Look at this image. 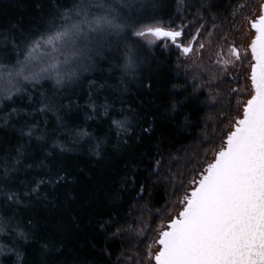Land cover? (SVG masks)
Returning <instances> with one entry per match:
<instances>
[{
  "label": "snow or ice",
  "instance_id": "snow-or-ice-1",
  "mask_svg": "<svg viewBox=\"0 0 264 264\" xmlns=\"http://www.w3.org/2000/svg\"><path fill=\"white\" fill-rule=\"evenodd\" d=\"M164 7L162 0H119V4L73 0L71 7L54 5L53 18L42 30L25 34L18 25H8L7 31L0 32L4 45L0 51L11 48L15 53L14 62L8 58V63H0V104L8 102L0 107V131L17 140L15 144L11 138L0 141V255H15L26 264V255L18 251L24 244L32 264H99L88 251L97 257L110 255V240L130 232L131 226H121L115 206L81 221L77 208L92 207L100 190H78L80 180L62 166L60 157L67 149L61 140L72 137L94 141L97 158H102L100 149L109 142H114L119 155L133 153L113 182L115 187L109 189L107 199L112 205L133 192L138 199L151 196L150 181L154 185L166 181V187L173 190L175 199L164 208L166 221L156 229L155 249L150 245L143 258L139 248L131 254L122 252L118 264H264V0L240 21L248 29L243 51L232 42L228 58L216 53L214 63L225 75L238 63H246L244 87L230 89L234 113L222 114L217 123L209 124L205 119L203 129L213 131L206 138L201 136L206 139L204 163L186 169V174L169 163L161 175L165 157L172 161L178 158L162 150V134L156 137V132L162 118L175 120L180 115L187 130L191 116L197 113L184 110L198 109L199 97L195 90L184 88L181 92L176 85L172 90L158 87L151 75L143 74L144 53L174 48L190 57L197 51L194 42L205 24L185 42V29L191 22L176 25L177 19L183 20L182 14L165 21L161 15ZM246 7L241 4L234 11V28ZM221 39L227 42L228 36ZM204 48L200 43L199 51ZM116 51L119 55L113 56ZM113 60L111 78L117 71L120 74L116 84L83 78L101 61ZM231 79L241 83L236 77ZM45 81L51 82L50 91L38 89ZM130 81L139 83L143 110L130 107L135 114L130 118L123 107L117 111L115 100L107 96L99 103L103 91H127ZM84 83L86 97L75 88L69 90L70 85ZM218 96L217 92L210 101L200 103L214 107ZM81 99L90 109V114H85L87 120L103 114L95 127L73 128L64 122V115L80 110ZM49 114L57 121L51 128ZM154 137V145L134 151L137 144ZM216 141L218 146L208 149ZM145 157L149 162L141 169L137 161ZM37 204L47 212L42 223L30 215L17 219L22 209L30 210ZM74 230L87 233L78 245L69 240Z\"/></svg>",
  "mask_w": 264,
  "mask_h": 264
},
{
  "label": "trees",
  "instance_id": "trees-1",
  "mask_svg": "<svg viewBox=\"0 0 264 264\" xmlns=\"http://www.w3.org/2000/svg\"><path fill=\"white\" fill-rule=\"evenodd\" d=\"M185 5L181 10H177V0H162L165 7L161 11L165 21L170 18H174L181 15L186 20H191L189 26L185 29L188 33L187 37L192 35L191 30L200 26V24L210 23L211 16L225 17L228 16L232 8L237 6L242 0H182ZM73 0H0V32L7 31L8 25H18L25 34L42 30L47 27L49 22L53 18L55 12L54 5L63 7H71ZM199 17H203L200 20ZM179 20V19H178ZM186 37V38H187ZM20 43L21 49L23 48V41L20 37H17ZM4 45L0 42V49H3ZM113 56H117L114 52ZM145 76L151 75L155 80L158 87H162L165 90H172V86L176 85L177 88L183 92L184 88H187L188 92H193L194 88L190 85L189 81L184 76L183 72L177 65V52L174 49L170 51H162L161 49H155L154 51H148L144 53ZM14 62L15 53L11 48L7 52L0 51V63H8L9 59ZM115 61H101L99 67L91 72L84 73L83 78L97 79L98 81L107 80L109 84H116L119 80V72L115 74V78H111L113 75L112 63ZM40 91H50L52 84L50 81L43 82L42 86H37ZM226 88V83L224 86ZM75 88L77 92H80L86 97L87 83L81 86H69V90ZM138 81H130L128 90L121 92L118 89H109L103 91L100 96L99 103L103 104L104 97L115 100V108L118 111L121 107L124 109V113L130 118L135 114L129 111L130 107H135L138 110H143V95L138 91ZM31 90V89H30ZM187 95V92L183 93ZM199 97L198 109H185L184 112L195 111L197 114L191 116L192 124L184 130L182 125L184 116L180 115L175 120L163 119L159 124L156 132V137L162 138L160 140L161 148L165 152H169L172 156L177 157L176 161L170 160L169 157H165L164 167L161 169V175H163L164 169H166L169 163L175 164V170L185 172L186 169H195L201 166V161L204 160L203 154L205 151L206 139H201V134H205V138L212 134L213 129L209 128L207 131L203 129V123L208 118L209 124L217 123L220 120L221 115L225 109L223 107H207L206 96L204 93H196ZM177 99L182 97L178 96ZM121 100L123 104H121ZM8 102H3L7 104ZM84 99L80 100V110L75 114L64 115V122L70 127H78L80 125L95 127L101 122V117H97L96 120H87L85 114H90V109L84 107ZM0 104V107L3 106ZM202 109V110H201ZM38 119H42L38 117ZM49 121V128L57 123L55 117L49 114L47 117ZM133 127H135V120H133ZM219 130V129H218ZM11 138L12 144L17 142L15 136L5 135V131H0V141H7ZM64 144L66 151H64L60 157L62 166L70 171L73 176H76L80 180V185L77 186L78 190L84 191L92 188H99L100 195L98 200L90 208H77V211L81 215V221H86L88 216H98L101 213H107L115 206L119 212L120 224L123 228H129L130 232L122 233L119 237L112 238L108 244V250L110 255H102L97 257L94 252L88 251V255L99 261V264H118V258L122 252H128L129 254L136 252L139 248L141 241L137 237V227L151 218V223L155 224L159 216L157 209L162 210L169 200H173V190L171 187H166V181L161 180L158 184L149 183V192L151 196L145 194L143 199H138L136 193L131 195H125L116 205H112L107 199L109 189L115 187L114 181L117 180L121 171L123 170V164L126 160L131 158L133 153H125L123 155L118 154V149L114 146V142L104 144L100 151L102 158H97L93 154L94 141L90 140H76L72 137H64L61 140ZM156 143L155 137L152 141H145L144 143L137 144L134 151L139 152L144 150L146 146L154 145ZM208 149L210 145L207 146ZM155 151V147L151 148ZM57 151H59L57 149ZM149 161L147 158H143L137 161V164L141 169ZM143 179V177H141ZM151 180H156L153 176ZM135 198V199H134ZM73 207H77L73 205ZM32 216L37 222H43L46 210L39 204L32 207L30 210L22 209L17 219ZM87 233L73 231L69 240L75 244H79ZM18 251L26 255V264H32V255L28 252V245L21 244ZM24 264L23 261H17L15 255H11V258L7 254L0 255V264Z\"/></svg>",
  "mask_w": 264,
  "mask_h": 264
},
{
  "label": "rangeland",
  "instance_id": "rangeland-1",
  "mask_svg": "<svg viewBox=\"0 0 264 264\" xmlns=\"http://www.w3.org/2000/svg\"><path fill=\"white\" fill-rule=\"evenodd\" d=\"M101 2L105 4H119V0H101ZM177 3L180 5L179 10L184 8V1L177 0ZM260 3L261 0H242L238 5L246 4L247 7L242 13H240V18L235 21V28L233 27V13L235 10H237L238 5L231 9L228 16H213L214 19L211 18L210 23H204L205 29L202 30L200 37L194 42V46L196 47L197 51L194 52L190 57L181 55L178 50L173 48L177 52L178 67L181 69L190 85L193 86L196 93H204L207 99L206 102L210 101L211 97L217 92L219 93V96L217 97V103L214 107H223L225 109L223 114L235 112V108L233 107L235 100H232L231 102L229 100L230 89L234 87H240L242 89L244 87L243 81L247 73V66L246 63H238L235 69H230L228 74L225 75L223 69L214 63V61L217 59L216 53L219 52L221 56L228 58V48L232 42H234L235 45L238 46L241 51H243L244 46L248 41L246 35L248 29L247 26L242 25L240 21L244 15H249L254 10H256ZM185 18L183 17V20L177 19L176 25H179L182 22L186 24L191 22V20H186ZM213 25H216L215 29L212 28ZM197 28H199V26ZM197 28L191 30L192 35L195 34ZM237 28H239V31L236 30ZM209 33H211V35H209ZM186 34L188 35V33ZM223 35L228 36L227 42L221 39V36ZM191 36L185 38V42H187V39H190ZM200 43L205 45V48L202 52L199 51ZM116 53L118 56L119 51H116ZM217 77H220L221 80L218 81ZM231 77H236V79L241 81V83L237 84L233 82ZM223 80L228 81V83H226V88L223 87ZM217 83H219L218 88L216 87ZM205 105H207V107H213L208 104ZM216 131L219 130L217 129ZM200 134L205 137L204 133ZM215 146H218V141L214 142L213 145H210L209 149ZM201 163L203 164L204 160H202ZM174 199L175 198H173V200ZM172 201L169 200L167 204ZM164 208L165 206L160 213H157L159 219L155 224L151 223L153 219L149 218L140 224L139 227H137V237L141 241L139 246V256L141 258H143L144 252L150 245L153 247V249H155L153 240L156 236V229L159 227L161 222L166 221L167 218V213L164 212ZM128 264H130V262H128Z\"/></svg>",
  "mask_w": 264,
  "mask_h": 264
}]
</instances>
